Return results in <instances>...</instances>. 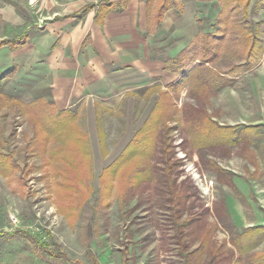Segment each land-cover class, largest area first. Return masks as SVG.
<instances>
[{"label":"rangeland","instance_id":"rangeland-1","mask_svg":"<svg viewBox=\"0 0 264 264\" xmlns=\"http://www.w3.org/2000/svg\"><path fill=\"white\" fill-rule=\"evenodd\" d=\"M12 1L24 13V0ZM201 1L216 8L208 22L220 34L183 56L199 61L170 97L161 94L167 105L153 154L139 168L145 177L121 193L115 179L109 206L101 176L126 148L127 123L152 112V97L133 118L124 109L105 112L97 127L84 126L75 110L87 136L82 152L65 160L51 158L49 145L45 151L34 117L0 97V152L11 154L14 167L0 172V233L24 230L0 237V264L67 263L41 254L32 236L85 264H264V65L252 70L264 41L252 43L247 30L264 22V0ZM10 81L1 80L0 89L18 98ZM70 183L88 194L72 225L56 187Z\"/></svg>","mask_w":264,"mask_h":264},{"label":"crops","instance_id":"crops-1","mask_svg":"<svg viewBox=\"0 0 264 264\" xmlns=\"http://www.w3.org/2000/svg\"><path fill=\"white\" fill-rule=\"evenodd\" d=\"M181 1L164 11L158 24V6L150 9L149 0H24V13L16 2L0 0V43L16 39L0 46V73L17 67L10 87L20 100L46 97L60 110L80 112L86 127L99 125L98 112L103 118L105 112L124 109L133 118L148 96L154 111L161 94L188 76L180 74L175 61L200 39L197 47L220 34L208 22L217 11L208 9L209 1ZM247 30L252 43L264 41V22ZM262 65L264 49L252 70ZM248 86L252 89V82ZM135 117L127 123L125 147L149 116ZM89 135L101 142L100 134Z\"/></svg>","mask_w":264,"mask_h":264},{"label":"trees","instance_id":"trees-1","mask_svg":"<svg viewBox=\"0 0 264 264\" xmlns=\"http://www.w3.org/2000/svg\"><path fill=\"white\" fill-rule=\"evenodd\" d=\"M153 3H156L158 6L156 15L158 24L161 22L165 10L169 9L170 7H176L177 5H179L178 0H149L150 9ZM249 3L250 2H248V4ZM14 41H16V39H5L0 43V46L6 43H12ZM24 44L25 42H21L20 44H18V46H22ZM182 59L183 58H178L175 62L178 64L177 70L180 72V74L185 75L188 72V68L191 66V64L199 58L196 57L195 59H193V62L189 64L186 61L184 62V60ZM184 66L186 68H184ZM16 71L17 67H14L10 70L2 72L0 74V81L4 78H11L16 73ZM185 79H187L186 75L183 77L180 83H184ZM224 79L225 81H228L226 80L227 78ZM212 81L215 80L213 79ZM164 93H166V95L170 97L168 92ZM0 97H4L5 99L11 100L13 101V103L19 105L21 114L31 116V118L34 117L32 120L37 125V135L40 139L39 142L43 145L45 151L49 149L48 145L50 146L51 149L49 154L51 158H58L63 160L64 154H71L75 156L78 155V152H82L83 148L81 138H85L87 136V133L80 128V125L78 123L80 115L75 110H60L53 102L51 103L45 99L40 98L27 103L16 97L8 96V94L2 92L1 89ZM161 98L154 111H152V113L149 115L144 126L135 134L133 140L129 143V145L109 167L104 169V172L101 176V183L103 194L106 196V198H108L106 206H109V199L114 192L115 179L118 180L117 186L119 187V193L125 192L130 185L140 184L144 179L145 172L140 170L139 168L141 167L144 159L149 158L153 154L154 141L156 139L155 135L157 134L158 129L161 126L159 120L162 117V113H159V110H161L162 102L167 105V98L166 100H161ZM48 104L50 106H48ZM98 115L100 116V114ZM208 120L213 121L212 119ZM207 133H210V129L202 132L201 134ZM56 141H59V143L57 145H54ZM86 143H88V140L85 142V144ZM80 165H83L81 160ZM12 168L14 167L12 165L11 154L0 152V172L4 175H8ZM106 183H108V185ZM74 184L75 183H70L66 187L56 186L57 191L59 192L58 194L67 201L61 206V210L63 213H66L70 225L74 224V220L79 217L78 208H80L86 202V199L88 197L87 191L82 188L81 184ZM23 232L24 230H17L9 234L2 232L0 233V237L12 239L18 235H21V233ZM32 237L35 240L36 249L41 251V254L42 252H45L46 254L58 258L62 262H67L66 264H85L81 260L71 259L70 256L63 251H54L49 246H46L47 244H44L40 240H38L35 236ZM94 264H98V262L94 261Z\"/></svg>","mask_w":264,"mask_h":264}]
</instances>
